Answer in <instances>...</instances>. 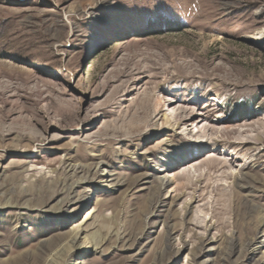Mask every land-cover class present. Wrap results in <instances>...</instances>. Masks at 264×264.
<instances>
[{
	"label": "rangeland",
	"instance_id": "1",
	"mask_svg": "<svg viewBox=\"0 0 264 264\" xmlns=\"http://www.w3.org/2000/svg\"><path fill=\"white\" fill-rule=\"evenodd\" d=\"M0 119V264H264V0H0Z\"/></svg>",
	"mask_w": 264,
	"mask_h": 264
},
{
	"label": "bare ground",
	"instance_id": "2",
	"mask_svg": "<svg viewBox=\"0 0 264 264\" xmlns=\"http://www.w3.org/2000/svg\"><path fill=\"white\" fill-rule=\"evenodd\" d=\"M54 102H55V104H56V106H57V108H59V107H65V105H63V103H62V101L59 99H56V100H53ZM72 112V111H71ZM7 119H8V117H7ZM68 120H70L69 122L70 123H75V122H77L78 121V119H75V117L73 116V114L72 113H69L68 114V118H67ZM86 120H90V119H85V120H83V122H86ZM11 127H13V126H11ZM11 127H10V125L8 126V125H6V119H0V132H7V131H9L10 129H11ZM14 128V127H13ZM28 128V126H26V125H23V126H21V127H19L18 129H15V130H18L19 132L21 131H23V130H25V129H27ZM86 129H88V128H81V132L82 131H84V130H86ZM17 138H19V140L21 139H24V135H17ZM100 166V164H95L94 166H93V168L94 169H96V168H98ZM79 168H82V169H84V168H92V166H90V167H87V166H84V165H76V164H73L72 166H71V170H73V171H75V170H77V169H79ZM106 174H108V172H106ZM174 180V178L173 177H171V175L170 176H168V177H163V178H161V180H159V182H158V186L156 187V191H154L153 193H152V195H151V198H152V202H153V205L155 204H158L159 202H161V189H163V188H166L167 186H169L171 183H172V181ZM81 198V197H80ZM80 198H77V199H75V200H72L73 198H71V199H68L67 200V202H70V203H75V202H79L80 201ZM97 210H92L90 213H94V212H96ZM89 213V214H90ZM88 214V215H89ZM88 216L86 215V218H87ZM216 225L218 226V227H220L221 229H222V227L223 226H225V223H221V224H218V223H216ZM236 225H237V223H236ZM264 224H262L261 226H263ZM237 228H238V225H237ZM261 228V227H260ZM259 228V229H260ZM79 229H81V228H79ZM263 236H261V237H264V233L262 234ZM76 237V236H75ZM261 237H258V236H253V237H251V238H249V240H247V242H246V244H245V247L247 246V247H250V249H251V251H254L255 249H259V246H257V248H256V244L257 243H260L261 245H263L264 244V240H259V238H261ZM71 241H73V240H71ZM74 242V241H73ZM89 249H90V247H87L86 249H85V252H87V251H89ZM92 249V248H91ZM47 264H55V262L53 261V260H50L49 259V262L47 263Z\"/></svg>",
	"mask_w": 264,
	"mask_h": 264
}]
</instances>
